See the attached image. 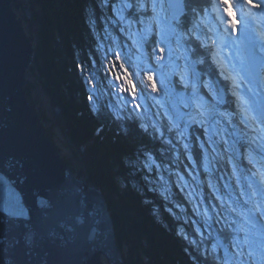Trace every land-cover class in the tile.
I'll return each mask as SVG.
<instances>
[{"label":"rangeland","instance_id":"obj_1","mask_svg":"<svg viewBox=\"0 0 264 264\" xmlns=\"http://www.w3.org/2000/svg\"><path fill=\"white\" fill-rule=\"evenodd\" d=\"M176 1L178 0H105L108 6L107 10H114V12H111V17L108 19L110 21L106 19V26L116 27L117 33L121 36L117 38L116 35L114 37V45L111 46L113 39L110 41L109 37H111L112 33L115 31L106 26L100 29L92 27L95 32H98L96 35L98 34L100 40L97 42L98 46L96 45L94 48L88 47L84 53H88V57L91 56V58L100 59H98V62L89 59L94 62L92 63L91 70H87V67L84 66L85 72H82L83 70L80 71V68L77 67V75L83 84H85L84 87L86 88V92L89 93L88 95H90L91 98L93 97L94 100L91 101L89 96L84 98L85 100L81 104L83 107V114L81 113L80 115L79 113V115H83V118L90 121L93 127H97L98 130L109 128L106 132L117 131L116 135L125 132L123 128H130L133 131H140L141 133L145 132L144 135H147V137L151 127L153 129L155 128L156 131L157 129L163 131L164 136L162 135V139L160 136L158 138L154 132H150L149 137L156 141V143L153 144L155 147L165 142L169 144L172 140L174 143L170 145L173 146L174 151L176 148H179L176 146L177 144L183 148L187 145L188 149L186 148L185 152L191 157V159L188 157V160L194 172L186 168L189 165L187 166L184 164V174L183 172L178 173L181 178L178 180L175 179L176 182L169 178L166 172L164 173V169L160 174H165L166 177L165 175L162 176V178L160 177L157 184L165 191H170L171 199H174L179 209L182 208L183 212L188 210L191 214V216L189 215L190 218L178 215V219L182 221L183 224L180 225V222H176L174 219V213L171 214L167 212V223L172 219L171 225H174L176 228L173 232V236L176 238L177 236L183 237L185 240L188 239L189 242L194 241L197 244L196 239L203 241L204 237L207 239L208 233L213 234L214 237L212 240H214L216 235V229L213 228L214 226L209 222L210 215L208 216V214H205L209 206V203L205 202V190L213 206L216 200L217 203H223V208L228 210V205H231L232 202L230 198L226 196L227 194L224 195L222 200L217 185H220L221 189L224 190L226 189L225 185L232 182V188L235 194L250 202V204L247 205V209H245L246 212L242 211L240 213L237 211V206L236 208L234 207L236 209L234 214L239 213L236 215H239L243 221L245 218L244 214L247 213L248 208L253 202L264 204V127L260 125L261 121L258 118L259 111L262 108L260 104H258L259 99L255 97V94H251L248 89L251 88L250 82H252L253 90V83L256 84L257 75L256 77H252L249 73L246 64L247 60L243 55L244 37L238 33L237 29L234 32L228 28L227 20L224 19V17H226V15L224 16V9L225 7L231 9L234 15L231 17L227 15V19L231 18L233 20H239L240 16L245 20H248L247 18L251 16L256 18V14L246 13V15H240L239 13L236 17L235 15L240 12V8L243 7L241 6L243 3L241 0H223V2L222 0H187V5L192 6L195 12L199 10L198 15L190 16L188 14L190 10L187 9V15L192 17L191 19L193 20L192 22L190 21L189 24L188 21L183 22L182 19L179 20L181 16L176 17L170 15V11L167 8V5L169 6L168 2L174 7H178L179 4L176 3ZM181 1L184 3V0ZM219 1L224 3V7L221 5V8H218ZM254 2L260 3L257 0H254ZM12 4V13L17 18L18 23L22 26L24 33L32 43L33 56L30 58V62L24 73L26 74L25 86L31 84V97L32 101L35 103L34 109L38 113L40 111L44 117L47 116V118H45V123L47 122L52 126H56V130L59 132L58 127L63 128L59 125V120H61L60 115L62 113H60V109L58 110L46 95L45 77L40 73V68L37 70L38 74H36L38 65L35 66L36 64H34L33 61L35 48L33 46L37 45L39 41L37 34L40 27L37 25L36 21H39L41 4H37L35 0H14ZM127 5L132 6L128 7ZM245 5L246 4H244V7ZM209 9H211V12L215 10L217 16L211 15ZM243 11L242 13H244ZM25 13H27V17ZM221 16L223 17L221 18ZM178 22L183 23L182 25L187 23V27H182ZM176 23L179 25H176ZM242 26L244 27L245 24ZM118 29L122 30V32ZM258 30L264 33L263 25H261L257 31ZM222 37L224 39H222ZM220 39L221 41H219ZM86 40L87 39L84 40L86 42L85 44L88 42V40ZM107 41L110 42L108 43ZM160 48H163L165 51L161 53L159 51ZM109 49H113V52L122 50V61H115L113 56L108 54ZM176 55L180 56L176 58ZM160 56H162L163 59H158ZM255 58L256 57H254L253 61L256 60ZM121 62L125 63L123 69L119 67ZM228 66L231 67V71L227 70ZM218 70L220 74L221 71L225 72L227 70L226 72L232 77L228 80L232 85H234V81L237 82L236 79L233 78L234 73H232V70L239 76L241 82L237 79L240 82H237V84L240 86L234 89L237 95L240 94L239 99L238 96H236L239 101H237L238 103L233 102L232 99L230 101V104L237 106V109H227L225 103H228L229 97L226 95L227 93H223L221 87L218 85L221 79V77H216L219 75L217 74ZM148 73L153 75V82L158 89L156 92L152 91L151 83L146 79ZM117 77H119V79H117ZM262 78L264 79V76H262ZM205 81H207L210 87L204 86ZM243 85L245 87L241 88ZM88 86L89 89L87 88ZM121 88L125 90L121 91ZM133 94H135L136 99H133ZM134 105H139V107L134 108ZM231 113L239 116L234 115L232 119L230 117ZM79 115L77 117H80ZM103 116H110L107 117V119H111V123L109 122L108 124L109 127L105 126ZM237 117H239V120H237ZM229 118L230 122L228 123ZM195 120L197 121L196 127L192 129V124L194 123L195 125ZM236 120L240 121V123H237ZM239 124H243V130L242 127L239 129ZM249 125H251V127ZM167 128L170 129V134H168ZM200 132L202 135H200ZM231 134L237 138V142L236 140L233 143L228 141V137ZM81 138L84 140L83 143H86L85 146H82L83 149L70 145L65 140L66 147L62 149L59 148L60 154L58 155L56 153V155L58 158L63 159L62 163L65 168L67 167L68 170L72 171L70 169L72 167L75 170L76 174L74 177L76 179H83V181H85L79 174L84 177L86 175H83L81 172V170L87 172L86 167H88L87 158L84 153H87V146L93 145V143L91 140H85L83 135ZM90 138L95 137L91 134L89 139ZM151 139H148L149 142ZM239 141H245L247 145H242L241 149ZM113 142L114 141L111 143ZM57 143L59 146L60 142L58 141ZM139 143L143 148L142 143L145 145L148 141H140ZM139 143L136 145L137 154L139 155L138 162L140 167L146 168L141 169L144 174L150 175V170L148 169L150 168L149 164L147 166L143 154L140 153L144 151L141 149ZM194 145L198 148L197 153L199 157H197L200 158V161L202 160L201 162H198L196 157L193 156L195 155L193 154L194 149L189 148ZM131 149H133V145ZM157 154L161 157L165 156V159L167 158L166 156H169V153L164 151L157 152ZM173 155L176 157L179 156V153L176 152L172 154V156ZM158 156L157 158H159ZM248 156L254 158V160H251L252 163L247 161ZM92 159L93 157H91V161ZM159 159L163 160L162 158ZM166 161L167 163L164 162V165H168L169 162L167 159ZM218 165L225 166L228 172H225ZM196 166L200 167L199 170L203 171V173L196 170ZM250 166L253 171L250 169ZM218 171H222L223 173ZM233 172H235V174H233ZM209 174L215 177V182H212L209 177H206ZM223 174L229 175H226V179H224ZM175 178H178V176H175ZM242 182H244L246 190L242 189L244 186ZM115 183L117 184V182ZM209 183L213 187L210 188ZM249 185H251V187H249ZM94 188L98 189L99 187L94 186ZM241 193H243V195H241ZM253 193H255V195H253ZM232 195H234V193H232ZM217 196L220 197V200L216 199ZM238 210L241 211L240 208H238ZM106 212L109 214L108 218L110 219L111 226L114 228L112 214L109 210ZM228 212L225 213L227 216H229ZM192 220L194 221V225L193 223L188 224V221L193 222ZM232 221L240 223L238 218H232ZM242 223L244 224V222ZM178 224L181 227H179ZM204 224H208V227H205L203 230L197 227ZM244 225V231H241L243 234L242 236L234 231L237 228L236 224L228 223L226 228L229 235L228 239H232L233 242L230 245L227 244L226 247V241L215 238L216 243H213L209 250L212 251L213 254L219 251L221 257H219L218 260L212 259V264H216V262L217 264L225 263V260L231 264H235L236 261L240 260L241 257L238 256L234 257L232 260L230 258L233 256L232 254L234 252L241 251V248L235 247V244L237 240H244L245 231L248 233V241L251 247L248 245L243 246V258L246 260V264H253V257H248V252L254 251L256 260H259L261 253L264 252V229L261 227L264 225V217H260L257 214L256 228H252L251 224ZM219 229L223 232V229L220 227ZM190 234H193L195 238L191 239ZM183 243L187 245V242ZM190 246L194 247L196 245L192 243ZM100 259L108 263L104 256L100 257Z\"/></svg>","mask_w":264,"mask_h":264},{"label":"trees","instance_id":"obj_2","mask_svg":"<svg viewBox=\"0 0 264 264\" xmlns=\"http://www.w3.org/2000/svg\"><path fill=\"white\" fill-rule=\"evenodd\" d=\"M35 2L41 4L39 21H36L40 27V33L38 32L37 34L39 41L37 45L33 46L35 47L33 61L36 64L35 66L38 65L36 74H38L37 70L40 68L41 70L39 69V71L46 81V95L54 106L62 110L59 125L63 128L58 127V132L56 126L46 122L47 135L49 139L57 140L55 141V148L58 149L66 147L65 140L70 145L82 148L83 145H86V143H83L82 135L85 140L92 141L93 145H90L91 147L87 146V153H84L88 167H86L87 172L82 170L81 172L86 175L84 177L79 174V176L84 178L88 185L99 187L98 189L101 191L105 203L112 214L114 228L117 232L116 239L119 245L122 244L119 248L124 252V264H212V259L218 260L221 257L219 251L213 254L209 250L210 246L216 243L215 238L226 241L225 247L233 242L232 239H228L229 235L226 230L228 217L226 214L223 213V215L220 214L218 216V212L209 208L210 210L207 213L208 216L210 215L209 222L216 229V235L214 240H212L213 234L208 233L207 239L204 236L203 241L196 239L197 244L194 241L189 242L188 239L185 240L183 237H174L175 226L171 225L172 219H170V216L169 219L171 221L169 223L166 221L167 212L174 213V219L176 222H180V225L182 221L178 219V215H182V217L191 216L188 210L183 212L182 208L179 209L177 207L174 199H171L170 191H165L157 184L158 179L165 175L160 174L164 169V173L166 172L172 180L181 178L178 173L183 172L184 174V164L189 165L186 168L193 171L189 164V156L185 152L186 148L177 144L176 146L179 148L174 151L173 146L170 145L174 143L173 140L169 144L165 142L155 147L153 144L156 141L152 140L149 134L152 131L158 138L160 136L162 139L163 131H156L152 127L151 129L149 128L148 137L144 135L145 132L133 131L130 128H123L125 132L116 135L117 131L106 132L109 128L98 130L97 127H93L90 121L84 119L83 115L80 116L83 112L81 104L85 100L84 98L89 96L91 101L94 99L88 95L84 87L85 84L78 78L77 67L80 68V71L83 70L82 72H85L84 66L87 67V70H91L92 60L98 61L100 59L88 57L84 51L88 47L94 48L96 45L98 46L97 42L100 39L98 34L96 35L98 32H95L94 28L100 29L106 26L107 20L111 17L110 14L114 10H107L108 6L105 0H35ZM184 2L186 12L179 20L188 21L190 24V21H193L190 16L198 15L199 10L195 12L192 6L187 5V0H184ZM187 9L190 10V13H188L190 16L187 15ZM178 23L184 28L187 27V23L184 25L181 22ZM179 24L176 23V25ZM106 27L115 31L109 37L110 41L113 39L111 42V46H113L114 37L117 35V38H119L121 35L117 33L116 27ZM85 39L88 40L87 44H85ZM116 46L118 47L117 43ZM25 93L30 104L35 108V103L31 97V84L25 86ZM39 114L42 115L40 111ZM78 115L80 117H77ZM107 117L103 116V121L105 126L109 127L108 124L109 122L111 123V119L109 120ZM196 123L197 121L195 120V125L194 123L192 124V129L196 127ZM169 130L168 134H170ZM91 134L95 138L89 139ZM148 139H151L150 142ZM145 140L148 143L145 145L142 143V148L139 142ZM229 140L231 141L230 138ZM58 141L60 142L59 146ZM112 141L114 142L111 143ZM138 143L144 151L140 153L143 154L147 166L149 164L150 175H145L141 170L146 168L140 167L138 162L139 155L136 150ZM132 145L133 149H131ZM189 148L194 149L193 154L196 156H193L196 157L198 162H201L202 160L200 161V158H198V148L195 145ZM163 151L169 153V156H166L169 162L168 165H164V162L167 163L165 156L161 157L157 154V152ZM176 152L179 153V156H172ZM157 156L164 161L157 158ZM91 157H93L92 161ZM199 168L197 167L196 170L203 173ZM70 169L75 175V170L72 167ZM175 176H178V178H175ZM206 177L215 182V177L212 174ZM225 217L227 218L226 220ZM190 223L194 225V221H188V224ZM180 225L179 227H181ZM197 227L203 230L208 227V224ZM219 227L223 229V232L220 231ZM240 229V227H237L234 231L240 232ZM190 238L195 237L190 234ZM183 242H187V245ZM192 243L196 246H190ZM233 258L234 256L230 259L232 260ZM228 264L231 263L228 262Z\"/></svg>","mask_w":264,"mask_h":264},{"label":"water","instance_id":"obj_3","mask_svg":"<svg viewBox=\"0 0 264 264\" xmlns=\"http://www.w3.org/2000/svg\"><path fill=\"white\" fill-rule=\"evenodd\" d=\"M10 2L0 0V264H121L100 191L65 168L25 102L32 43Z\"/></svg>","mask_w":264,"mask_h":264},{"label":"snow or ice","instance_id":"obj_4","mask_svg":"<svg viewBox=\"0 0 264 264\" xmlns=\"http://www.w3.org/2000/svg\"><path fill=\"white\" fill-rule=\"evenodd\" d=\"M222 2H223V0H222ZM243 4L248 5V7L253 9V10L264 11V3H256V2H254V0H243ZM127 6L131 7L132 5H127ZM224 11H225L226 15H228L229 17L234 15V13L228 7H225ZM227 24H228V28L235 32L236 29H237L238 20H233V19L229 18L228 21H227ZM159 51L161 53H163L165 50L163 48H160ZM108 54H111L115 61H122V50H117V51L113 52L111 49H109ZM158 59H163V57L160 56V57H158ZM119 67L123 69L125 67V63L121 62L119 64ZM221 75L223 76V78L225 80H229V79L232 78L230 76V74H226L224 71H221ZM117 79H119V77H117ZM146 79L151 83L152 91L156 92L158 89H157L156 84L153 82V79H154L153 75L151 73H148L146 75ZM204 86L205 87H210L207 84V82L204 83ZM239 86H240L239 84L234 83V89L235 88H239ZM124 90L125 89L121 88V91H124ZM251 91H252V89L249 88V92H251ZM233 95L237 96V92L233 91ZM133 99H136L135 94H133ZM238 99H239V97H238ZM133 107L134 108L135 107H139V105H134ZM157 131H159V130L157 129ZM185 148H187V145H185ZM189 159H191V157H189ZM249 163H251V161H249ZM233 174H235V172H233ZM209 187L211 188L213 186L209 183ZM249 187H251V185H249ZM241 195H243V193H241ZM253 195H255V193H253ZM216 199L220 200V197L217 196ZM244 203H245V205H248L249 201L245 200ZM220 207L223 208L224 204L222 203L220 205ZM213 210L215 211V208ZM228 210L233 212V213L236 212V209L230 204L228 205ZM205 214L207 215V211H205ZM257 214L260 217H264V204H260L258 202H253L251 204V206L248 208L247 213L244 214V217H245L244 218V224H251L252 228H256ZM217 215L219 216L220 213L218 212ZM226 219L227 218L225 217V220ZM232 223H236V221H232ZM261 227H262V229H264V225H262ZM240 230L244 231V228H241ZM3 244H4V239L0 238V246H2ZM244 245H248L249 247H251V245L249 244V241H248V233H247V231H245V237H244L243 241H239V240L236 241L235 247L241 248V251L240 252H234L233 256L234 257H237V256L241 257V259L236 261L235 264H246V260L243 258V251H242V248H243ZM248 257H253V264H264V252L261 253V256H260L258 261L255 258L254 251H249L248 252ZM225 264H228L227 260H225Z\"/></svg>","mask_w":264,"mask_h":264},{"label":"bare ground","instance_id":"obj_5","mask_svg":"<svg viewBox=\"0 0 264 264\" xmlns=\"http://www.w3.org/2000/svg\"><path fill=\"white\" fill-rule=\"evenodd\" d=\"M137 1V0H136ZM13 2H10L9 3V7L11 8V14L14 16V14L12 13V4ZM176 3H178L180 6H181V8L182 9H184L183 7H182V5H183V3H182V1L181 0H178V1H176ZM261 3H264V1H261ZM182 4V5H181ZM176 6V5H175ZM247 8H245L244 6L243 7H241L240 8V12H238L236 15H238L239 13H242V11L245 13V12H248V13H254V15L256 14V15H258L259 13V18H260V23H263V25H264V11H257V10H253V9H251V8H249L248 7V5H245ZM14 7V6H13ZM167 8L170 10V7L167 5ZM221 8V7H220ZM221 14V13H220ZM171 15V14H170ZM219 15V14H218ZM235 15V16H236ZM263 15V16H262ZM237 17V16H236ZM261 17H262V19H261ZM224 19L225 20H227L228 21V19H227V17H224ZM235 20V19H234ZM249 20V22H251V24H252V26H253V28L254 29H256V31H257V29L259 28V26H258V20L256 19V20H251V19H248ZM14 21H16L17 23H18V20H17V18L14 16ZM112 26V25H111ZM243 28H245V27H243ZM229 31V30H228ZM259 31V30H258ZM232 32V31H231ZM233 35V34H232ZM230 37V36H229ZM124 39V38H123ZM222 39H224L223 37H222ZM239 40V39H238ZM87 41V40H86ZM219 41H221V39L219 40ZM223 44V43H222ZM221 45V44H220ZM223 46V45H222ZM225 46V45H224ZM228 46V45H227ZM226 46V47H227ZM146 49V48H145ZM236 51H237V49H236ZM87 56H88V53H85ZM219 54V53H218ZM93 55V54H92ZM244 55V54H243ZM254 55H255V59L256 60H254L253 61V63L256 65V67H260L261 66V64H259L258 63V59H257V54H256V52L254 51ZM253 55V56H254ZM258 55H260L261 57H264V52H259V54ZM208 58V57H207ZM254 59V58H253ZM230 60V59H229ZM234 60V59H233ZM98 62V61H97ZM232 62V61H231ZM93 63V62H92ZM234 65V64H233ZM235 66H236V64H235ZM235 66H234V68H235ZM231 67H227V70L229 71H231V69H230ZM226 69V68H225ZM226 70V71H227ZM203 71V70H202ZM232 73H234V76H233V78L234 79H236V81L237 82H239L240 80H239V76H238V74L236 73V72H234L233 70H232ZM26 75V74H25ZM32 77V76H31ZM180 78V77H179ZM239 81H238V80ZM237 82H235L234 81V83H237ZM241 82V81H240ZM239 82V83H240ZM27 83H28V80H27ZM215 83V82H214ZM251 83V89H252V82H250ZM28 85V84H27ZM216 85V84H215ZM178 86V85H177ZM218 86V85H217ZM243 87H245L244 85L241 87V88H243ZM87 88H89V86L87 87ZM148 89V88H147ZM224 90H225V92L227 93L226 95L229 97V99H228V103H225L226 105H227V109H229V110H233L234 108H236L237 109V106H234V105H231L230 104V101H231V99L233 100V102H236V103H238L237 101H239L237 98H236V96H234L233 95V91H235L234 90V85H230V86H228L227 88H223ZM249 89V88H248ZM88 90V89H87ZM255 93H254V92ZM26 94V93H25ZM89 94V93H88ZM251 94H255V96L258 98V96H259V92H258V90H257V88H256V86L255 85H253V90L251 91ZM240 95V94H239ZM239 95H237L238 97H239ZM244 95V94H243ZM243 97V96H242ZM223 98V97H222ZM240 98V97H239ZM25 102L27 103V105L29 106V109H30V111L31 112H33L35 115H36V117H37V120H38V124L40 125V126H42V127H40L41 128V130L43 131V134H44V136L46 135L47 137H48V135H47V126H45L46 125V123H45V117H44V115L42 114V115H40L33 107H32V104H30V101H29V99L27 98V96L25 95ZM221 102H223L222 100H220ZM235 103V104H236ZM84 106V105H83ZM58 110H59V108H58ZM221 110V109H220ZM219 111V110H218ZM236 111H238V110H236ZM236 111H234V112H236ZM222 112V111H221ZM60 113H62V110H60ZM111 113V112H110ZM237 113V112H236ZM140 114V113H139ZM232 114V113H231ZM62 115V114H61ZM60 115V116H61ZM132 115V114H131ZM237 115V114H236ZM222 116V115H221ZM251 116V115H250ZM43 118V120H42V118ZM93 117V116H92ZM249 117V116H248ZM40 118V119H39ZM99 119V118H98ZM233 119V118H232ZM256 120V119H255ZM258 120V119H257ZM232 121V120H231ZM230 122V118H229V121H228V123ZM227 125V124H226ZM243 125V124H242ZM242 125L241 124H239V129H240V127H242ZM89 126V125H88ZM246 126H247V124H246ZM249 126H251V125H249ZM242 130H243V127H242ZM242 130H240V131H242ZM121 131V130H120ZM255 133V132H254ZM45 136V138H47ZM164 136V135H163ZM57 137V136H56ZM49 138V137H48ZM47 138V139H48ZM50 140V142L54 145V148H55V145H56V143H55V141L53 140V139H49ZM178 143V142H177ZM53 150V152H55V153H57L58 155L60 154L59 153V149L58 148H55V149H52ZM259 152H261V151H259ZM258 152V153H259ZM262 153V152H261ZM225 155V154H224ZM223 155V156H224ZM234 155V154H233ZM57 156V155H56ZM235 156H237V155H235ZM58 157V156H57ZM256 158V157H255ZM242 160V159H241ZM240 162V161H239ZM238 162V163H239ZM251 163H252V161H251ZM244 164V163H243ZM66 169H67V167H66ZM68 170V169H67ZM83 180V179H82ZM149 180V179H148ZM224 184V183H223ZM225 185V184H224ZM92 186V185H91ZM100 191V190H99ZM100 193H101V191H100ZM129 195V194H128ZM129 198V197H128ZM182 198V197H181ZM214 199V198H213ZM180 200V199H179ZM183 200V199H182ZM134 203V202H133ZM183 207V206H182ZM187 209V208H186ZM107 210H109V209H107V206L105 205V211H107ZM106 214H108L107 212H106ZM107 216H109V214L107 215ZM190 218V217H189ZM192 218V217H191ZM113 222V221H112ZM114 224V223H113ZM249 226V225H248ZM176 229V228H175ZM258 231V230H257ZM256 231V232H257ZM259 232V231H258ZM259 234V233H258ZM116 235H117V232L115 231V229L113 228V230H112V236H113V245H114V248H115V250H116V252L117 253H120V255L122 254V256L124 255V252L121 250V249H119L118 247L119 246H122V244H120L119 245V242H118V240L116 239ZM256 235V234H255ZM257 236V235H256ZM158 240V239H157ZM174 245V244H173ZM176 245V244H175ZM149 247V246H148ZM102 256H104V255H102V254H100V256H99V263L100 264H108V263H106V262H104V261H101V259H100V257H102ZM122 256H121V258H122ZM104 258H106L105 256H104ZM106 260V259H105ZM107 261V260H106ZM122 264H124V256H123V259H122ZM163 264V263H162Z\"/></svg>","mask_w":264,"mask_h":264}]
</instances>
